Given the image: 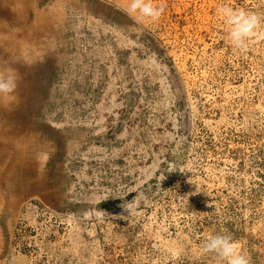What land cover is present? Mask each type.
I'll return each mask as SVG.
<instances>
[{
	"label": "rangeland",
	"instance_id": "374dc122",
	"mask_svg": "<svg viewBox=\"0 0 264 264\" xmlns=\"http://www.w3.org/2000/svg\"><path fill=\"white\" fill-rule=\"evenodd\" d=\"M19 1L0 0V155L27 170L0 176V264H219L216 234L264 264V37L239 53L218 12L264 20V0H152L155 22Z\"/></svg>",
	"mask_w": 264,
	"mask_h": 264
},
{
	"label": "clouds",
	"instance_id": "9594fccd",
	"mask_svg": "<svg viewBox=\"0 0 264 264\" xmlns=\"http://www.w3.org/2000/svg\"><path fill=\"white\" fill-rule=\"evenodd\" d=\"M164 9L153 4L152 0H130L129 12L138 13L152 22L159 20ZM218 12L228 26V38L232 46L241 54L248 51L249 42L264 37V20L254 12L231 7H220ZM18 87L15 75L0 74V95H9ZM202 255L213 254L219 264H250V258L239 250V245L227 234L208 237L201 245Z\"/></svg>",
	"mask_w": 264,
	"mask_h": 264
},
{
	"label": "bare ground",
	"instance_id": "6f19581e",
	"mask_svg": "<svg viewBox=\"0 0 264 264\" xmlns=\"http://www.w3.org/2000/svg\"><path fill=\"white\" fill-rule=\"evenodd\" d=\"M22 0H20L19 2H21ZM27 3V4H26ZM30 3H32V2H30ZM37 3V1L35 0L34 2H33V4H36ZM22 4H24L25 6L26 5H28V2H26V1H23L22 2ZM0 6H1V8H0V16L2 17V20H5L6 19V17L8 18V17H11V12L10 11H8V8L6 7V5L4 4V2H1L0 3ZM26 9L24 8L22 11H20L18 14H16V17L18 16V18H17V20L16 21H18V24L20 25V24H26L27 23V20L26 19H23V16H24V14L26 13ZM29 15V11H27V13H26V15H25V18H27V16ZM13 18H14V16H13ZM40 19H44V15H40V14H38V16L36 17V21H39ZM6 27V24L5 23H2V22H0V32H2L3 31V29ZM35 27V29H34V31H32V32H36V34L35 35H37L39 32H37L39 29L38 28H36V26H34ZM24 29V28H23ZM25 30V29H24ZM32 32H29V33H32ZM24 34V33H23ZM28 36V35H27ZM14 38H17V39H19V38H21V40H19V41H22V35H18V36H16L15 35V37ZM9 131V130H8ZM2 134V133H1ZM0 134V139H2L3 140V135H1ZM11 140V139H10ZM4 142V141H3ZM25 142V141H24ZM9 143V142H8ZM12 146V143L10 142L9 143V147H11ZM22 148V147H21ZM23 148H24V151H23V154L24 153H27L28 151H29V147H28V145H27V143H25L24 144V146H23ZM1 152L3 153V154H1L0 155V176H2V179H4L5 180V183L6 184H9L10 182H13V181H15V182H17L18 183V185L19 184H23V180H17L13 175L11 176L10 175V169L12 168V171H16L17 169H19L20 168V170H22V171H24V170H27V168H25V167H23V166H21L20 164H18L16 161H15V163H13L11 166H8V163L6 162V159H7V156H6V158L5 159H3V155H4V152L6 153L7 152V150H5V148L3 147V148H1ZM16 154H21V152H17ZM5 160V161H4ZM30 164L28 165V166H26V167H28V169H30ZM23 181V182H22ZM0 186H2V184L0 183ZM1 196V195H0Z\"/></svg>",
	"mask_w": 264,
	"mask_h": 264
}]
</instances>
